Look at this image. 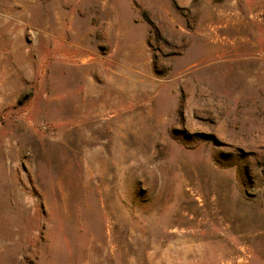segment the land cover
Wrapping results in <instances>:
<instances>
[{"label":"rangeland","instance_id":"obj_1","mask_svg":"<svg viewBox=\"0 0 264 264\" xmlns=\"http://www.w3.org/2000/svg\"><path fill=\"white\" fill-rule=\"evenodd\" d=\"M0 264H264V0H0Z\"/></svg>","mask_w":264,"mask_h":264}]
</instances>
